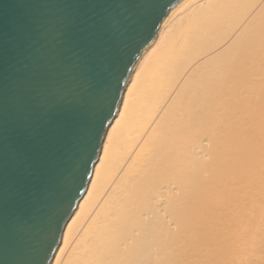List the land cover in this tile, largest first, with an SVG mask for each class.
<instances>
[{
    "label": "bare ground",
    "instance_id": "obj_1",
    "mask_svg": "<svg viewBox=\"0 0 264 264\" xmlns=\"http://www.w3.org/2000/svg\"><path fill=\"white\" fill-rule=\"evenodd\" d=\"M49 264H264V0L168 13Z\"/></svg>",
    "mask_w": 264,
    "mask_h": 264
},
{
    "label": "water",
    "instance_id": "obj_2",
    "mask_svg": "<svg viewBox=\"0 0 264 264\" xmlns=\"http://www.w3.org/2000/svg\"><path fill=\"white\" fill-rule=\"evenodd\" d=\"M181 0H0V264H49L131 71Z\"/></svg>",
    "mask_w": 264,
    "mask_h": 264
}]
</instances>
